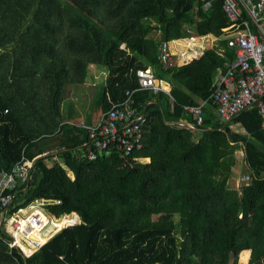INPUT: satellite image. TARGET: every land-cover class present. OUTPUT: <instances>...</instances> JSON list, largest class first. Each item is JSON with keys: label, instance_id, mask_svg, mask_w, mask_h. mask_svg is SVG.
<instances>
[{"label": "trees", "instance_id": "1", "mask_svg": "<svg viewBox=\"0 0 264 264\" xmlns=\"http://www.w3.org/2000/svg\"><path fill=\"white\" fill-rule=\"evenodd\" d=\"M204 2L0 0V169L34 160L29 187L20 193L28 203L47 200L57 218L75 212L81 219L28 257L10 247L2 225L0 264H237L246 250L248 264H264V125L257 107L230 120L206 111L200 126L184 112L195 98L208 97L234 58L222 39L231 24L222 0H210L206 9ZM189 31L219 39L198 59L165 70L161 43ZM100 64L113 102L137 87L138 68L152 66L172 85L173 110L166 93L134 95L148 123L133 169L116 153L76 161L73 153L88 135L60 124L65 87ZM54 136L61 139L60 162L53 154L36 158ZM239 150L251 181L236 189L228 181ZM72 222L65 218L60 226Z\"/></svg>", "mask_w": 264, "mask_h": 264}, {"label": "built area", "instance_id": "2", "mask_svg": "<svg viewBox=\"0 0 264 264\" xmlns=\"http://www.w3.org/2000/svg\"><path fill=\"white\" fill-rule=\"evenodd\" d=\"M204 1L206 8L210 0ZM222 7L231 21L226 30L234 34L228 46L235 50V58L225 63V71L208 97L200 104L185 105L184 112L200 126L208 103L213 104L222 120H230L256 106L264 125V0H222ZM247 15L257 25L260 35L252 31ZM161 60L170 62V53L165 44ZM136 77L137 87L126 90L122 101L103 111L95 125L86 127L91 150L82 160L94 161L99 154L116 153L123 167L134 168V156L143 148V127L148 123V114L137 109L134 95L140 90L153 93L166 91L150 68L137 69ZM27 164L31 166L30 162ZM23 165L19 163L14 171L0 169V208L4 211L14 207L21 184L29 181L28 171ZM243 180V183H248L251 178L244 176ZM37 206V202L32 204L27 215H22V209H19L6 218V230L12 238L11 248L17 247L22 253L25 250L37 251L56 233L67 228L60 226L62 219L47 217Z\"/></svg>", "mask_w": 264, "mask_h": 264}, {"label": "crops", "instance_id": "3", "mask_svg": "<svg viewBox=\"0 0 264 264\" xmlns=\"http://www.w3.org/2000/svg\"><path fill=\"white\" fill-rule=\"evenodd\" d=\"M206 8L204 7V9H206ZM247 19H249L252 31L254 33H256L257 35H260L261 32L257 28V25L253 22V20L250 17H248V15H247ZM263 23H264V12H263ZM227 28H228V26H227ZM223 31H224L225 35L222 36V39L225 40L227 47L229 49H231V51L234 53V58H235V50L228 46V41H229V39H231L234 36V34L230 31H227L226 28L223 29ZM190 33H193V32H190ZM158 35L159 34H156L155 37H158ZM218 39L219 38H216L212 35L198 36V35H195L193 33L191 36L183 38V39L173 40L171 42L164 41L161 43L159 60L164 65L165 70H167L169 67H173V66L187 65V64L191 63L193 60L201 57L205 51L211 50L214 46H216ZM164 44L166 45V47L168 48V51L170 53V62H163L161 60L162 48H163ZM122 48L126 49L130 53L133 52L129 45H123ZM227 62H230V61H226L225 63H227ZM144 68H150L153 71V73L155 74L157 81L165 87L166 91L163 93H166L170 97L171 106H172L171 110H173L175 100H174L173 96L171 95L172 85L170 84V82H168L166 79L158 78L156 73H155V70L152 66H148V67H144ZM135 74H136V71H135ZM107 76H108V70H107L106 66L101 65V64L100 65H91L88 67V73H87L86 79L83 82L74 83L71 85H67L65 87V90L63 92V99H62L61 106H60V118H59V120H60L61 125H66V126L72 127L74 129H77V130H83L88 135L86 127L95 125L98 122L100 114L103 111L111 108L113 104L117 103V102H113L112 97L110 96L109 91L107 90ZM219 77H220V75L217 76L216 82H217ZM216 82H215V84H216ZM137 84H138V81H137ZM214 87H215V85H214ZM126 90H128V89H126ZM160 93H162V92H160ZM124 94H125V92H124ZM154 94H159V93H154ZM195 99H196V104H200L204 100V99H199V98H195ZM165 101L166 100H163V104L166 106ZM108 104H109V107H108ZM186 105H188V104H186ZM139 111L142 112V110H139ZM206 111H207V113H209V114L212 113L214 116H216L217 118L222 120L220 118V116L218 115L213 104L208 103L205 106L204 113ZM166 114L169 115V112H166ZM203 116H204V114H203ZM168 118H170V117L168 116ZM178 123L180 125L185 124L183 122H178ZM185 125H186V127L190 128L192 130H195V127H193L192 125H189V124H185ZM196 126H198V125H196ZM232 126L239 128V126H241V125L240 124H233V125H231V129H232ZM234 131L242 133V134H246V131L244 128H243V131L241 129H240V131H236V130H234ZM48 139L49 140L45 142V144H46L45 149L49 150V151L45 152L42 155H38L36 158H38L40 156L44 157V156H47L48 154H53V155H55V158L53 159V161L60 162L61 159H60L59 153L62 149L61 139H59L58 137H55V138L50 137ZM88 141H89V137H88V140L86 142H84L81 147H79L78 149H76L74 151L73 154H74V159L76 161H79L82 163L89 161L87 159L82 160V158L85 155H87L89 153V151L91 150V147L89 146ZM239 151H242V150H239ZM239 151H237V152H239ZM242 153L244 155L243 151H242ZM102 156H108V155H105V154H99L98 155V157H102ZM146 160L148 162H150L149 158H147ZM27 162H30L31 166H29L27 164ZM233 162H234V164L236 163V165H233V167H232V174H231L232 176L230 177L228 184L231 180H234V179L239 181V179H237V177H239V175L242 173V171H241L242 165L244 166L243 168L245 169V175L242 176L241 180H243L244 176H249V174L246 171V167H245V156L243 157V161H241L239 159V156H236V160L234 158ZM19 163H21L22 165L23 164L28 165V166H26V165L25 166L23 165V166H24V168L27 169L28 174H29V180H30L29 170L33 166L34 160L22 159L21 162H18L17 164H15L12 171H14V169L16 168V166ZM47 163L49 164L50 161H47ZM237 169H239V170H237ZM8 171H11V170H8ZM27 183H28V185L24 187L23 191H26L28 189L29 181L26 183H23V184H27ZM23 184H21V185H23ZM235 184L236 185L234 188H236V189L239 188V185H237V183H235ZM241 185H242V183H241ZM20 192H21V188L19 191L17 201L13 207V208H15L16 206H19L17 209H15V212L19 209H22V212H21L22 215H27V213L31 210L30 206L32 204H36V202H37V205H38L37 207L39 209H41L47 217H49V218L50 217H56V216L52 215V213H49L47 211V209H46V205L48 204L47 200L35 198L28 203L27 197L24 196V194H21ZM24 199H26V201L24 203H22L21 205H19V202H22ZM71 215H73L77 218H80L77 215V213H75V212L71 213ZM8 216H9L8 211L3 210L1 212L0 227L2 225H4L5 230H6L5 220ZM69 216L70 215L62 216V217H60V219L63 220ZM6 232H7V230H6ZM35 252L36 251H33V252L29 251L28 252L27 250H25V253H23V255L25 257H28Z\"/></svg>", "mask_w": 264, "mask_h": 264}, {"label": "rangeland", "instance_id": "4", "mask_svg": "<svg viewBox=\"0 0 264 264\" xmlns=\"http://www.w3.org/2000/svg\"><path fill=\"white\" fill-rule=\"evenodd\" d=\"M232 129L233 130H236V131H240V129L243 131V128L241 127V126H239V128H236L235 126H232ZM236 156H239V159L241 160V161H243V157H244V155H243V153H242V151H239V152H237L236 153V155H235V160H236ZM237 162V161H236ZM234 165H236V163L234 164ZM244 166L242 165V167H241V171H242V173L239 175V177H237V179H239V181L241 180V178H242V176L243 175H245V169L243 168ZM244 169V170H243ZM237 170H239V169H237ZM235 180V181H234ZM234 180H231L230 182H229V184H228V186L230 187V188H234L235 187V183H237V185H239V187L241 186V183L243 184V181L244 180H241L240 182L239 181H237L236 179H234ZM237 181V182H236ZM237 189H239V188H237ZM74 216L73 215H70L69 217H66V219H68L69 221L70 220H73L74 222H72V223H70V224H68V225H64L63 227L65 228V227H68V226H70V225H76V224H80L81 223V219L80 218H77L76 220H74ZM61 221V220H60ZM63 223V222H62ZM57 234V233H56ZM55 234V235H56ZM41 235V234H40ZM54 235V236H55ZM53 236V237H54ZM33 238L34 239H38V240H40V241H43V239L42 238H39L38 236H33ZM250 258H251V251L250 250H246V251H243L241 254H240V256H239V261H237V264H248L249 263V261H250ZM231 262H232V260H231Z\"/></svg>", "mask_w": 264, "mask_h": 264}, {"label": "water", "instance_id": "5", "mask_svg": "<svg viewBox=\"0 0 264 264\" xmlns=\"http://www.w3.org/2000/svg\"><path fill=\"white\" fill-rule=\"evenodd\" d=\"M183 126H186L185 124H182ZM233 162V161H232ZM26 201V199H24L22 202H19V205H21L22 203H24ZM4 216V215H3Z\"/></svg>", "mask_w": 264, "mask_h": 264}]
</instances>
